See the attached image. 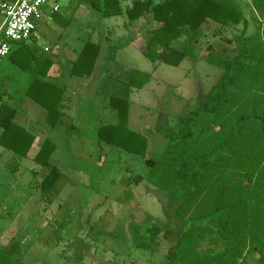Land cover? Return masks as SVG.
<instances>
[{"label":"rangeland","instance_id":"rangeland-1","mask_svg":"<svg viewBox=\"0 0 264 264\" xmlns=\"http://www.w3.org/2000/svg\"><path fill=\"white\" fill-rule=\"evenodd\" d=\"M56 1L61 18L68 23L43 24L32 52L47 45L61 59L71 55L76 59L90 41L100 43L99 58L91 77H77L79 85L66 78L70 68L65 59L61 62L67 71L47 78L66 85L67 91L79 88L74 92L80 104L73 120L63 118L55 128L56 134L50 136L56 145L50 162L60 174L50 190L42 191L40 186L47 169L36 165L33 158H20L0 145V250L24 264H163L171 242L162 240L157 248L145 252L135 247L129 234L128 224L134 219L143 222L146 229L160 228L166 222L155 189L146 181H132L148 172L144 157H161L179 128V118L197 108L220 76L221 69L203 60L208 47L220 56H230L236 45L234 37L240 35L243 25L215 38L207 30L196 44L199 58L172 67L153 64L142 55L151 22L142 18L129 23L124 14L102 18L82 0ZM244 12L249 21L243 35L248 38L247 48H251L250 60L264 69V34L255 21H264V13L252 16ZM188 41L183 37L181 43ZM16 64L11 58L4 60L0 82L6 85L12 81L21 88L29 75ZM135 71L151 74L141 90L127 84ZM112 96L129 101L127 128L147 140V149L141 154L108 144L98 136L106 125L118 124L116 111L108 105ZM28 100L29 106L20 114L27 122L23 128L30 133L31 126L44 130L43 122L34 121V112L42 108ZM206 120L207 131L215 135L213 125L217 122ZM203 122L199 117L192 128L193 138L199 137L201 127L206 125ZM163 200L165 205L173 203L165 196ZM149 216L151 223L146 221ZM207 243L203 240L199 249L212 247ZM256 259L257 254L251 252L247 261L254 264Z\"/></svg>","mask_w":264,"mask_h":264},{"label":"trees","instance_id":"trees-1","mask_svg":"<svg viewBox=\"0 0 264 264\" xmlns=\"http://www.w3.org/2000/svg\"><path fill=\"white\" fill-rule=\"evenodd\" d=\"M82 1L102 18L124 14L129 23L142 18L151 22L153 27L144 40L142 55L153 64L172 67L186 59L199 58L196 44L207 30L215 38L243 25L240 35L234 37L236 45L230 56H220L208 47L203 60L221 69L220 76L197 108L189 116L179 118V128L161 157H144L148 172L132 181H146L155 189L166 222L160 228L146 229L142 228L143 222L134 219L129 222L128 231L135 247L145 252L157 248L162 240L171 242L163 264H249L251 252L257 254L254 264H264V69L250 60L251 48H247L248 38L243 35L249 24L244 10L252 16L258 12L261 15L264 0H142L129 6L126 0ZM257 20L256 28L264 34V21ZM67 23L66 20L64 24ZM183 37L189 41L181 43ZM13 45L19 48L8 56L23 57L16 65L32 70L26 96L45 109L46 128H54L62 115L65 91L45 79L51 61L45 54L39 58L20 54L24 42ZM100 48V43L86 42L70 75H91ZM150 77V73L135 71L127 84L141 90ZM108 105L116 111L118 124L106 125L98 136L134 154L144 152L147 140L127 128L129 101L112 96ZM16 112L12 106L0 104V145L25 159L35 135L14 122ZM199 117L206 125L201 127L199 137L193 138L192 128ZM211 118L217 122L213 125L215 135L207 131L206 119ZM55 150L56 145L46 138L32 160L48 170L40 183L42 191L50 190L60 178L50 162ZM164 196L173 203L165 205ZM146 221L151 223L152 217ZM203 240L212 247L200 250ZM0 264L24 263L0 250Z\"/></svg>","mask_w":264,"mask_h":264},{"label":"crops","instance_id":"crops-1","mask_svg":"<svg viewBox=\"0 0 264 264\" xmlns=\"http://www.w3.org/2000/svg\"><path fill=\"white\" fill-rule=\"evenodd\" d=\"M57 5V1L56 0H53ZM59 6V5H58ZM60 10V9H59ZM55 22H62V23H65L66 20H63L59 14V12L57 13V16L54 18L53 17V21L51 23H55ZM51 23H46V22H42L40 23L38 26H37V29H36V32L34 33V35L27 41L24 42V47L21 51L20 54H24V55H28L27 53L33 55L34 57H43V55H47L49 60L51 61L50 62V67L49 69L47 70L46 74H45V79L48 80L49 78L51 77H55V76H59L61 75V73L63 74L64 72H66L67 68H71L73 62L75 61V55H71L69 57H63L62 59L54 54L51 49L49 48V46L45 45L42 49H38L34 52H32L31 49H33V47L35 45H37L38 43V39H39V34L38 32L40 31V29L42 28L43 24H46V25H50ZM38 31V32H37ZM27 42H30L27 44ZM19 47L16 45H14L12 47V53L15 52V50H17ZM24 48H26L28 51L26 52L24 50ZM19 56V55H18ZM20 58H23L21 56H19ZM19 57H15L14 59L12 57H9L7 56L5 59L7 58H11L12 59V62H16L18 61L19 62ZM4 59V60H5ZM65 59L68 63H69V66L67 68H65V70L63 69V66H62V60ZM4 60L2 61V64H1V68L3 66V63H4ZM40 62H41V58H40ZM32 66L35 65V62L31 63ZM70 70H68V73H69ZM24 72H27V74L29 75V80H27V84L21 88H18L16 87L12 81L11 83H7L6 85H4V83L0 82V104L2 102L12 106L13 108H15L17 110L16 112V115L14 117V122L23 127V126H26L27 122L21 118V112L23 109H25L28 105V98L26 96V90H27V87L31 81V73H32V70L29 68V69H26L24 70ZM88 77H91L88 76ZM23 78V76H22ZM48 78V79H47ZM60 78V77H59ZM66 78L71 81L72 83L74 84H77L79 85L75 80L77 79V77L75 76H71L70 73L67 74L66 73ZM28 79V78H27ZM3 81V80H2ZM53 83H56L57 85H59L57 82H53ZM61 88L64 89L65 91V96H64V99L62 101V115H61V118L59 119L58 123L56 124V126L54 128H43L44 130H41V128L39 127H29L31 128L28 129L30 130L32 133L35 134V140L32 144V146L30 147L29 151H28V154H27V157L29 158H33L36 153L38 152L39 150V146L41 145V143L44 141V139H49L50 140V136H54L56 134V127L59 126V124L61 123L62 119L63 118H67V120H73V116L75 114V110L77 108L80 107V104H79V101L77 99H75V90L76 89H79V88H74V90H66L65 86L63 85H59ZM31 100V99H30ZM31 102V101H30ZM33 102V101H32ZM35 104V103H33ZM29 106V105H28ZM42 108V107H41ZM34 121L37 123V124H40L42 122H44V119H45V116H46V111L45 109L42 108V110L38 111V112H34ZM43 124V123H42ZM44 125V124H43ZM69 125V128H74L73 125L71 124H68ZM8 151V150H7ZM9 152V151H8ZM2 157V156H1ZM26 157V158H27Z\"/></svg>","mask_w":264,"mask_h":264},{"label":"built area","instance_id":"built-area-1","mask_svg":"<svg viewBox=\"0 0 264 264\" xmlns=\"http://www.w3.org/2000/svg\"><path fill=\"white\" fill-rule=\"evenodd\" d=\"M142 0H126V6ZM59 12L53 0H0V68L13 44L29 40L42 23H51Z\"/></svg>","mask_w":264,"mask_h":264}]
</instances>
